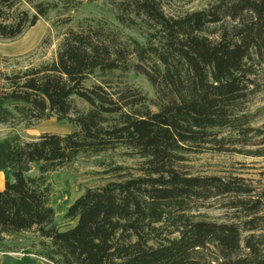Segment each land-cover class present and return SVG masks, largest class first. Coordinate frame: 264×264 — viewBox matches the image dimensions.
Returning <instances> with one entry per match:
<instances>
[{
	"label": "trees",
	"instance_id": "trees-1",
	"mask_svg": "<svg viewBox=\"0 0 264 264\" xmlns=\"http://www.w3.org/2000/svg\"><path fill=\"white\" fill-rule=\"evenodd\" d=\"M113 5L118 24L142 31L145 45L90 24L69 31L52 62L0 71V125L56 118L77 129L0 142V236L36 230L58 264H264V189L178 169L188 154L236 153L218 139L226 129L238 134L231 145L263 136L262 148L248 154L264 158V133L240 115L255 67L264 63V0H209L204 10L175 14L167 13L166 0ZM56 7L50 0H0V39L20 37ZM130 71L154 87L157 112L138 90L110 92L104 81L85 87L94 74ZM73 98L90 110L81 112ZM123 146L143 160L139 176L119 173L87 190L67 210L68 227H58L46 176L82 153ZM218 198L228 200L224 206L239 223L192 214Z\"/></svg>",
	"mask_w": 264,
	"mask_h": 264
},
{
	"label": "rangeland",
	"instance_id": "rangeland-1",
	"mask_svg": "<svg viewBox=\"0 0 264 264\" xmlns=\"http://www.w3.org/2000/svg\"><path fill=\"white\" fill-rule=\"evenodd\" d=\"M50 1L57 7L50 10L45 18H41L36 26L14 40L0 39V71L12 73L52 62L57 58L58 49L67 33L71 30L78 31L90 24H100L107 29L110 28L126 43L132 40L142 45L147 43V38L139 29H129L118 24L114 0ZM166 2L167 13L175 14L204 10L209 0L193 2L166 0ZM21 8L34 13L29 5L24 4ZM136 60H133L134 63ZM255 71L256 74L252 78L254 85L250 88L251 93L247 102L241 107L240 115L243 121L249 124L246 127L261 130L264 133V63L256 65ZM102 81L110 84V92H119L125 87L138 90L141 96L146 98L150 111H158L156 91L145 76L130 71L116 72L102 78L97 73L85 82V87L92 89L93 86L100 85ZM73 99L74 106L81 112L90 110V106L82 99ZM76 130L69 122L59 123L56 118L33 126L17 119L9 124L0 125V142L16 136L23 140H30L48 133L64 136ZM253 135L251 134L250 137ZM237 137L236 132L227 129L221 131L218 136V139H227L226 146L236 153L230 151L226 154L215 152L188 154L185 161L178 165V169L195 177L244 179L256 189H264V158L248 154L262 148L258 145L263 136L256 139L250 138L253 139L250 146L231 145L230 141H233L232 144H236L235 141L238 142ZM142 164V159L134 156L132 151L123 146L100 154L82 153L72 164L51 172L46 179L51 188L50 203L55 209L56 225L62 229L68 227L70 221L65 217L67 210L87 190L101 188L109 182L116 181L119 173L139 176L141 173L139 168ZM114 169L119 170L116 173ZM31 176H39L36 167L33 168ZM1 187L3 188V177ZM226 203H228L226 199H213V201L202 203L201 207L192 211V214L201 215V218L217 223H239L236 213L224 206ZM50 257L52 253L49 241L42 239L36 230L0 236V264H58L55 259L51 261Z\"/></svg>",
	"mask_w": 264,
	"mask_h": 264
},
{
	"label": "crops",
	"instance_id": "crops-1",
	"mask_svg": "<svg viewBox=\"0 0 264 264\" xmlns=\"http://www.w3.org/2000/svg\"><path fill=\"white\" fill-rule=\"evenodd\" d=\"M0 182H1V180H0Z\"/></svg>",
	"mask_w": 264,
	"mask_h": 264
}]
</instances>
